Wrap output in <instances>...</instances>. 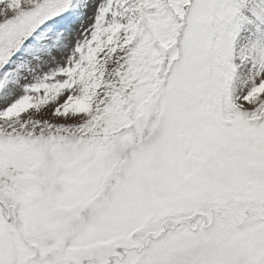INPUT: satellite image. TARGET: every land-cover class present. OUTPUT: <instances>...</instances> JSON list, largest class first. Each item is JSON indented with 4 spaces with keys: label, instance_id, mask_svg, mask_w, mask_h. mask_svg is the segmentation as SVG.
Listing matches in <instances>:
<instances>
[{
    "label": "snow or ice",
    "instance_id": "1",
    "mask_svg": "<svg viewBox=\"0 0 264 264\" xmlns=\"http://www.w3.org/2000/svg\"><path fill=\"white\" fill-rule=\"evenodd\" d=\"M0 264H264V0H0Z\"/></svg>",
    "mask_w": 264,
    "mask_h": 264
}]
</instances>
